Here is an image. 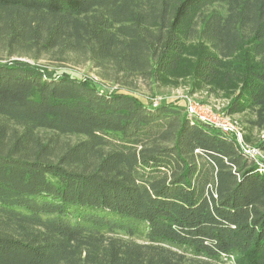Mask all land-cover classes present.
Instances as JSON below:
<instances>
[{"label":"trees","instance_id":"obj_1","mask_svg":"<svg viewBox=\"0 0 264 264\" xmlns=\"http://www.w3.org/2000/svg\"><path fill=\"white\" fill-rule=\"evenodd\" d=\"M138 83L264 153V0H0V264H264V170Z\"/></svg>","mask_w":264,"mask_h":264},{"label":"rangeland","instance_id":"obj_2","mask_svg":"<svg viewBox=\"0 0 264 264\" xmlns=\"http://www.w3.org/2000/svg\"><path fill=\"white\" fill-rule=\"evenodd\" d=\"M59 70L71 74L76 79H91L93 82L99 83L100 86L102 85V81L98 76L97 71L89 63L80 65L69 63L63 68H59ZM104 85L105 87L103 85L101 87H104L105 89L110 91L126 92L117 86H113L110 83ZM134 94L139 97L145 104H149L154 97H157V99H160L163 103H174L177 105H182L185 108L187 107L188 103H193L197 106H205L206 108L211 110L214 115H219L226 112V108L229 104L228 99H226L225 97L211 93L206 89L194 90L188 83H183L179 87L160 88L159 92L155 93L150 91L147 85L138 83ZM185 110L187 111V108ZM230 117L232 121H238L244 131L245 125L243 126L241 123L242 118L239 115ZM248 146L253 149H258L257 147L251 145Z\"/></svg>","mask_w":264,"mask_h":264},{"label":"built area","instance_id":"obj_3","mask_svg":"<svg viewBox=\"0 0 264 264\" xmlns=\"http://www.w3.org/2000/svg\"><path fill=\"white\" fill-rule=\"evenodd\" d=\"M160 102V99H155L153 101V106L157 107ZM186 108L190 118L208 124L227 136L234 137L243 153L260 166V171L264 170L263 152L260 149H253L245 143L244 131L238 121H232L231 117L227 115L226 112L214 115L213 112L205 106H197L193 103H188Z\"/></svg>","mask_w":264,"mask_h":264}]
</instances>
